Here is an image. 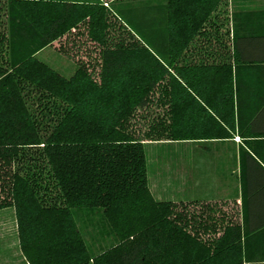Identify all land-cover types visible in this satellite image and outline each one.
Masks as SVG:
<instances>
[{"label":"trees","instance_id":"16d2710c","mask_svg":"<svg viewBox=\"0 0 264 264\" xmlns=\"http://www.w3.org/2000/svg\"><path fill=\"white\" fill-rule=\"evenodd\" d=\"M69 35L77 57L57 46L68 66L40 56ZM235 135L253 138L238 222L154 197L146 143ZM9 208L27 264H264V3L0 0ZM81 215L111 236L95 251Z\"/></svg>","mask_w":264,"mask_h":264},{"label":"rangeland","instance_id":"374dc122","mask_svg":"<svg viewBox=\"0 0 264 264\" xmlns=\"http://www.w3.org/2000/svg\"><path fill=\"white\" fill-rule=\"evenodd\" d=\"M239 1L247 3V5L249 4V6L256 3L259 4L260 2L264 3V0ZM236 6H239L238 3ZM71 36L72 35H69L68 37H63L61 41L53 42L50 46L43 50L40 56L56 68L61 69V67L68 66L72 60L70 58L68 59L62 54V52L58 51L57 46L64 42L66 45L63 46L68 47L66 51L74 57H77L75 56L76 54L74 55V49H76L75 45H79L80 43L76 40L74 42L70 41ZM71 44L74 45V48L70 46ZM78 50L83 55H87V58L94 54L93 49L90 47L86 50L83 46H81ZM63 72L67 74V71ZM190 143L192 144L185 141L172 140L146 143L145 151L147 157L148 182L154 197L164 199H169L171 197L179 198L183 196L182 193L184 192V189L187 194L189 192L191 193V185L186 183L187 177L185 172L187 166H189L190 160L194 158L195 160L198 159L200 154L198 149H192L195 147L194 144L197 145L198 142ZM224 153L226 152H221V149L217 148L216 153L211 152L210 155H206L204 158L205 161L202 163V170L204 169L205 171L202 173H194V177L200 180V187L202 189H195L193 193L199 192V195H203L206 192L205 194H209V196L205 195L203 198L200 196L195 200L186 198L187 201L192 202H190L192 205L190 209L199 210V206L202 205V209H205V212L213 213L212 216L219 218L218 221L222 222V219H224L223 224L230 222L235 223L239 221V206L236 202L237 199L235 196H231V194H229L230 192L235 193L234 189L230 186L219 189V184H217L215 188H212L213 186L210 183L212 182L213 177H220L219 174L212 173L214 167L218 168L219 166L225 165V168H228L227 166L229 165L227 164H231L232 162L223 156ZM209 161H211V163ZM206 169L211 173H206ZM214 171H216V169H214ZM176 201L186 202L184 199L180 198ZM207 203H209V207L207 206ZM96 218H92L90 224L88 225H85V216L81 215V221L79 220L80 229L93 251L97 250L96 248L98 245L106 244L110 239L109 237H111L108 235L101 242L100 236L106 226L101 219ZM218 221V224L216 223L217 227L221 225ZM214 233H221V230L218 229ZM0 264H27L21 250L19 249L18 238L16 235L15 217L13 216L11 208L0 210Z\"/></svg>","mask_w":264,"mask_h":264},{"label":"crops","instance_id":"0c3cea01","mask_svg":"<svg viewBox=\"0 0 264 264\" xmlns=\"http://www.w3.org/2000/svg\"><path fill=\"white\" fill-rule=\"evenodd\" d=\"M250 141L253 140V138H242L240 136L235 135L233 138H229V139H223V140H213V141H208V142H198L197 145L194 144L195 147H193L192 149H198L199 151V158L195 160L191 159L189 166H187L185 175H186V179H187V184L191 185V193L189 192L188 194L186 193V190L184 189V192L182 193V197H179L180 199H184V201H187L188 198L192 199H196L199 198L201 196V198H203V196H209V194H203V195H199V192L197 193H193V191L195 189H202L200 186V180L194 177V173H202L205 170H202V163L205 161L204 158L206 155H210L211 152L216 153L217 148L221 149V152H226L224 153V157L227 158L228 160H231V164H227L229 166H227L228 168H225V165L223 166H219L214 167V169H216V171H214L213 169V174H219L220 177H213L212 178V182H210L212 184V188H215L217 184H219V189L221 188H226L227 186H230L234 189V192H230L229 194H231V196H235V198L237 199V204L239 206V212H238V216L240 218L241 216V212H240V206H241V200H242V193H241V185L243 182V174L241 172L240 169V151L243 148L247 147V144L245 141ZM185 142H189V144H192L190 142H195V141H189L186 140ZM192 146V145H191ZM227 146V147H226ZM194 157V156H193ZM203 158V159H202ZM198 160V162H197ZM211 163V161H209ZM210 167V166H208ZM207 167V168H208ZM189 170V171H188ZM188 171V174H187ZM206 173H211L210 171H208L206 169ZM194 186V189H193ZM187 187V185H186ZM217 193V192H215ZM228 194V195H229ZM216 195V194H215ZM214 195V196H215ZM217 197V196H215ZM179 198H169L170 200H178ZM187 198V199H186Z\"/></svg>","mask_w":264,"mask_h":264}]
</instances>
